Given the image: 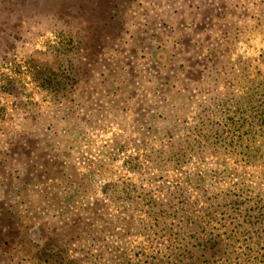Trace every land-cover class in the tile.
Returning a JSON list of instances; mask_svg holds the SVG:
<instances>
[{
  "label": "rangeland",
  "instance_id": "obj_1",
  "mask_svg": "<svg viewBox=\"0 0 264 264\" xmlns=\"http://www.w3.org/2000/svg\"><path fill=\"white\" fill-rule=\"evenodd\" d=\"M181 253L264 264V0H0V264Z\"/></svg>",
  "mask_w": 264,
  "mask_h": 264
},
{
  "label": "trees",
  "instance_id": "obj_2",
  "mask_svg": "<svg viewBox=\"0 0 264 264\" xmlns=\"http://www.w3.org/2000/svg\"><path fill=\"white\" fill-rule=\"evenodd\" d=\"M159 144L160 145L155 148L150 147V146H147V147L143 146V148L141 149L139 148L134 149V152H136L137 154L134 156H131L129 158V161L126 162L128 163L126 164L128 171L130 173L136 172L137 170H138L137 171L138 173L140 172L145 173V171H148V173H145V174L148 175V177H150L152 181H155L157 180L158 173H160L157 167H159L161 163L175 162L176 165H180L182 155H183L181 151L186 150V148L183 145H180V138L178 137L177 139L172 134V135H169L167 139L163 141H159ZM144 163L147 164L146 169H142V166ZM213 164H216V163H213ZM233 175L237 177L240 174L233 173ZM121 213L123 215H120L118 217V220L101 219L100 222L104 221V222L111 223L112 225H115L117 223L118 225H120L121 228H123V226L128 224L129 217H131V215L127 217V216H124V212H121ZM88 215L95 216L94 213H92L91 211L89 212ZM150 215L151 213L148 214V216ZM154 215L155 214H152V216ZM119 237L121 238L124 236H119ZM219 245H221V243H220V240L218 239L217 241H215L213 244H210L209 246H202V250L203 248L205 250L209 248H216V247H219ZM165 263L166 264H217V261L216 259H201L198 256L188 257L187 255H182L181 253L180 255L175 257V259H168ZM117 264H128V263H125L123 260H121Z\"/></svg>",
  "mask_w": 264,
  "mask_h": 264
}]
</instances>
